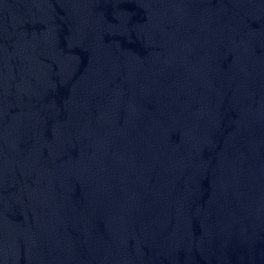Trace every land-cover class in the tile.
I'll return each instance as SVG.
<instances>
[{
	"label": "water",
	"instance_id": "95a60500",
	"mask_svg": "<svg viewBox=\"0 0 264 264\" xmlns=\"http://www.w3.org/2000/svg\"><path fill=\"white\" fill-rule=\"evenodd\" d=\"M0 264H264V0H0Z\"/></svg>",
	"mask_w": 264,
	"mask_h": 264
}]
</instances>
